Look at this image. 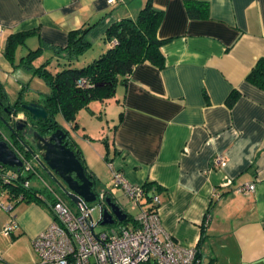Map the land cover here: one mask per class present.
<instances>
[{"label":"crops","instance_id":"1","mask_svg":"<svg viewBox=\"0 0 264 264\" xmlns=\"http://www.w3.org/2000/svg\"><path fill=\"white\" fill-rule=\"evenodd\" d=\"M145 1L0 0V86L9 104L19 95L22 102L43 103L48 85L34 88L35 95L24 101L21 94L32 87L25 80L47 60L51 72L68 66L55 50L66 45L70 30L94 24L91 47L70 63L82 67L109 47L105 29L135 18ZM185 1L152 0L163 13L157 27L164 40L163 66L136 64L112 97L95 104L112 125L102 156L127 181L159 186L156 211L166 234L195 246L202 264H264V90L245 79L255 60L264 57V0H197L207 3V15L199 17L187 15ZM24 31L31 33L7 58V36ZM33 50L30 66L23 64L22 57ZM56 58L63 63L51 70ZM8 80L16 97L8 96ZM232 91L237 95L229 104ZM88 109L91 116L102 113L89 104ZM80 153L95 174L88 155ZM219 154L220 167L212 160ZM250 183L252 191L240 189ZM103 191L114 198L111 190ZM125 198L123 205L115 202L131 208ZM11 215L17 226L4 234ZM51 220L49 208L33 200L16 201L11 211L0 207V264H52L41 262L32 246Z\"/></svg>","mask_w":264,"mask_h":264},{"label":"built area","instance_id":"2","mask_svg":"<svg viewBox=\"0 0 264 264\" xmlns=\"http://www.w3.org/2000/svg\"><path fill=\"white\" fill-rule=\"evenodd\" d=\"M125 0H107L108 4ZM0 26V32H1ZM82 83L83 80H79ZM0 139L6 137L0 131ZM22 160L18 169L7 167L0 162V207L11 211L14 202L25 200L24 195L16 193V187L30 189L37 198L43 199L48 206L52 220L32 240V246L41 262L52 264H202L199 251L195 246H183L166 234L158 214L159 197L155 190L146 192L142 184L131 183L111 164V176L116 186L130 201L131 208L136 209L133 216L135 223L120 224L118 227L95 230L101 222V211L107 208L104 201L105 192H97L95 201L101 213L94 219V206L80 199L73 209L64 202L50 184L38 174L42 188L31 186L28 178L20 175L22 171L37 173L21 151H15ZM36 157V155H35ZM224 157L217 155L213 160L215 166L223 164ZM254 183L241 190L252 191ZM150 194V201L143 198ZM119 223V222H118ZM17 226L13 215L3 226V233L9 234Z\"/></svg>","mask_w":264,"mask_h":264},{"label":"trees","instance_id":"3","mask_svg":"<svg viewBox=\"0 0 264 264\" xmlns=\"http://www.w3.org/2000/svg\"><path fill=\"white\" fill-rule=\"evenodd\" d=\"M184 3L186 4L187 15L190 17L207 15L206 2L186 0ZM143 4L135 18H122L114 21L105 29L103 41L108 43L109 47L88 64L82 67L70 65V63L79 58V55L91 47L88 33L94 26L92 23L70 30L66 45L55 50L57 56L62 58L68 66L51 72L47 68L49 63V60H47L39 66L32 68L33 74L43 79L50 88L49 92L44 94L42 103L48 112V116L45 120L34 122L36 126L43 125L44 129L45 127H50L54 130L62 128L67 131L56 120L55 115L57 113L66 122H74L75 125L78 111L83 107L88 108V103L93 100L105 101L112 97L116 85L119 82L126 81L136 64L148 61L157 67L163 66L164 56L160 52V46L164 40L157 36V27L160 25L163 13L153 6L152 0H146ZM30 33L31 31H24L9 34L4 46L5 56L12 59L16 46L19 43H23ZM35 53L36 51L33 50L23 56V64L30 66ZM255 61L254 65L247 72L245 79L252 83V85L264 90V57L261 56ZM79 80H83V82L79 83ZM236 95L237 93L232 91L229 97H227V102L231 104L235 100ZM0 100L8 103L6 93L2 90L1 86ZM20 103H22V100H20L19 95L14 105L19 107ZM18 111H22V109L18 108ZM11 144L16 149H19L27 158L31 157V154L18 140L11 141L9 145L11 146ZM68 145L81 161L86 176L94 180L95 183V174L85 165L77 143L73 141L69 142ZM24 178L27 179L25 176ZM143 187L146 192L149 190L159 191V186L152 181H146ZM15 190L17 194L24 195L27 201L33 200L46 205L44 200L37 198L36 195L34 196L30 189L16 187ZM105 195L107 196L106 192ZM108 197L115 202L114 198ZM149 197L150 194H147L143 198L145 200L144 203L150 201ZM126 214L125 220H122L118 224L129 225L135 223L133 216L127 212Z\"/></svg>","mask_w":264,"mask_h":264},{"label":"water","instance_id":"4","mask_svg":"<svg viewBox=\"0 0 264 264\" xmlns=\"http://www.w3.org/2000/svg\"><path fill=\"white\" fill-rule=\"evenodd\" d=\"M18 108L22 111H17L24 112L26 118L17 119L15 129L12 130L6 120L2 123L15 133V138L31 155H36L37 161L58 182L63 195L71 203L75 204L81 198L88 202L95 200L97 192L94 189V180L86 176L81 161L68 145L74 141L70 131L62 128L54 130L50 127L44 129L43 125L36 126L34 122L45 120L48 116L45 107L37 101L22 102ZM24 126L28 127L27 131L23 130ZM18 130H22L21 134H27L29 138L18 136L16 134ZM30 144H33V148ZM0 162L17 168L22 165V160L5 139H0ZM104 201L107 208L100 213V224H113L115 221L125 220L127 214L116 202L108 196H105Z\"/></svg>","mask_w":264,"mask_h":264},{"label":"rangeland","instance_id":"5","mask_svg":"<svg viewBox=\"0 0 264 264\" xmlns=\"http://www.w3.org/2000/svg\"><path fill=\"white\" fill-rule=\"evenodd\" d=\"M18 54L19 52L16 53V60L18 59ZM58 62H60V65L63 63L61 59L56 58V60L54 61V64H51L49 68H51V70H54V66H57ZM36 63H37V60L33 62V64H36ZM31 73L33 75L32 70H31ZM31 73H28V77L26 78L28 80H25V82L31 81L30 86L32 87H30L29 89H26L25 91H23V94H21L23 97L22 99L24 101L31 99L35 95V92L37 90L39 91L40 89L38 87L39 85L46 84L45 81L41 79L40 77L38 76L32 77L30 75ZM10 79L13 80L14 77ZM13 81L8 80L7 88H6L8 90L7 91L8 96L11 98L16 97L18 95V93H16V90H14L13 88L15 86ZM8 85L10 88L8 87ZM34 88L37 90H35ZM88 104H89L90 109L95 111V114H98V112L102 111L99 117L96 115L91 116L92 114L87 113L89 109L83 107L82 109L78 111L76 115L75 122L77 123L75 125L73 123L66 122L59 113L55 115L56 120L61 126H63L64 128L68 129L71 132L74 139H76V141L78 142L80 149L84 151L86 155H88L90 165H92V167L95 170V176H94L96 177V185L94 188L95 191L101 192L106 189L111 190L115 198L114 200L120 203L121 205H123V203L125 202L124 200L125 196H123L121 188H118L115 185L114 179L111 176L112 174L111 170L109 166L106 164L107 163L106 160L102 156V154L104 155L105 153L104 151L107 150L106 142L110 135L112 125H110L107 122L106 117H104L103 115L104 114L103 110L98 108V106L94 108L95 104H100L98 100H93ZM0 131L4 137L11 140L9 131L1 123H0ZM88 133L90 134V136L88 139H86L85 134H88ZM101 150H103L102 153L100 152ZM30 164L36 169L37 173L36 172L33 173V171L28 172V173L22 171V175L28 178L31 186H35V187L39 186L40 188H42V190L44 189L43 185H41V180L38 178V174H39L45 180V182L53 185L59 190L60 193H62V190L60 189L58 182L54 178H52V176H50V174H48L47 171L44 170L43 166L37 161V159L34 158L33 155H31L30 157ZM63 198L66 201V203H69L73 209L75 208V204L71 203L65 196H63ZM89 203H91V205L95 207L94 211L92 212L93 218L98 219L100 215L99 213L100 210H99V207L97 206V203L95 201H92ZM125 205H126L125 206L126 208H123L124 211L129 213L131 216H135L137 211L135 209L130 208L129 203ZM119 225L120 224H118L117 221H115L113 224L112 223L98 224L95 230L109 229L111 227H118Z\"/></svg>","mask_w":264,"mask_h":264},{"label":"flooded vegetation","instance_id":"6","mask_svg":"<svg viewBox=\"0 0 264 264\" xmlns=\"http://www.w3.org/2000/svg\"><path fill=\"white\" fill-rule=\"evenodd\" d=\"M17 110H18V106L14 105V104H9V102L5 103V102L0 100V123L3 124L2 121L6 120L8 125H9V127L12 130L15 129L16 120L19 119V118H21V119L26 118V115H25L24 112H18ZM9 127H6V128L9 131V135H10L11 140L13 141V140L16 139V141H17V138H15V135H14L15 133L12 130H10ZM27 128L28 127L24 126L23 130L27 131ZM21 132H22V130L21 131L18 130V131H16V134L18 136L21 135L22 137H24L26 139L29 138L27 136V134L22 135ZM6 140L8 141V143H11V140H9L8 138H6ZM30 145L33 148V144H30ZM11 146H12V144H11ZM13 148L15 149V151L16 150L20 151L19 149H16V147H14V146H13Z\"/></svg>","mask_w":264,"mask_h":264}]
</instances>
